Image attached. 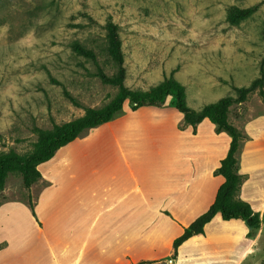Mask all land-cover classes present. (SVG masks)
Wrapping results in <instances>:
<instances>
[{
	"label": "rangeland",
	"instance_id": "1",
	"mask_svg": "<svg viewBox=\"0 0 264 264\" xmlns=\"http://www.w3.org/2000/svg\"><path fill=\"white\" fill-rule=\"evenodd\" d=\"M253 6L257 9L249 18L228 23L230 8ZM109 17L119 29L125 85L131 89L147 90L173 73L185 88L188 106L199 111L223 97L235 98L233 86L246 87L260 77L264 0H0V153H28L36 140L34 127L50 129L114 97L116 89L94 75L96 65L72 50L74 42L81 44L94 52L106 74L115 73L105 54ZM228 121L249 135L260 134L264 103L258 90L230 106ZM194 133L196 141L214 144L216 152L228 149L226 133L217 132L206 119L195 128L185 124L172 98L163 108L134 112L126 101L110 122L83 131L53 160L39 165L48 184L35 187L32 197L18 175H8L0 202L14 200L0 208V264H148L152 253L145 243L162 224L149 226L143 215L135 219L139 228L134 234H114L110 228L116 212L103 210L119 198L114 211L133 206L142 215L150 196L152 205H160L168 194L181 195V174L197 165L180 158L185 164L181 169L178 150L193 141ZM104 161L111 171L106 176L96 172ZM113 176L126 182H107L110 189L104 192L98 182L112 181ZM81 182L85 187L73 188ZM136 185L140 191L133 190ZM79 196L90 199L87 210L77 205ZM206 198H200L203 212ZM216 218V227L232 231L235 264L246 225ZM71 222L80 224L73 234ZM210 244L219 245L220 240L214 236ZM238 264H264V233Z\"/></svg>",
	"mask_w": 264,
	"mask_h": 264
},
{
	"label": "trees",
	"instance_id": "2",
	"mask_svg": "<svg viewBox=\"0 0 264 264\" xmlns=\"http://www.w3.org/2000/svg\"><path fill=\"white\" fill-rule=\"evenodd\" d=\"M256 9L257 6L232 7L227 11L226 19L232 25L239 24L249 18ZM104 29L105 54L116 69L112 75L106 74L96 63V56L92 50L77 42L72 44V50L76 54L90 59L96 65L94 75L102 84L116 89L114 97L102 107L84 108V113L80 117L62 124H53L50 129L34 127L32 131L36 135V140L28 153L18 154L12 150L1 152L0 192L4 190L6 179L10 174L18 175L22 187L29 190L40 179L38 170L40 164L49 161L56 151L73 142L83 131L110 122L122 109L124 102L128 101L130 110L134 112L141 107L163 108L168 99L172 98L174 108L182 115L185 124L195 128L197 124L206 119L215 126L217 132H224L230 138L226 155L214 171V175L222 177L223 182L218 187L214 200L207 210L184 228L182 234L173 241L172 259L175 258L177 248L192 236L203 234L204 226L216 215H219L224 221H244L251 231L258 229L260 222L264 221V212L261 215L254 212L247 202L237 198L244 176L238 174L235 155L243 136L239 129L229 123L228 111L232 104L245 102L248 95L255 90H258V96L264 103V58L260 77L254 79L246 87H232L236 94L235 98L226 96L215 103L202 106L199 111H194L187 104L185 88L174 79L173 73L165 76L161 82L147 90H134L127 87L125 85L124 53L118 26L109 17L105 21ZM262 37L264 39V27ZM63 95L72 104L79 107V104L67 91H63Z\"/></svg>",
	"mask_w": 264,
	"mask_h": 264
},
{
	"label": "crops",
	"instance_id": "3",
	"mask_svg": "<svg viewBox=\"0 0 264 264\" xmlns=\"http://www.w3.org/2000/svg\"><path fill=\"white\" fill-rule=\"evenodd\" d=\"M243 139L240 141L238 151L236 152L237 160V171L238 174L244 176L240 189L237 193V198L247 202L251 209L259 213L260 215L264 212V146L259 147L261 144L264 145V129L260 134L252 136L244 131H241ZM195 133L192 136V142H188L187 145L183 144L178 150L179 159L185 160V158H191L193 163L197 165V168L192 167L191 171L187 175L181 174L179 182H185L182 194L174 197L175 194H168L163 197L162 204L152 205L154 197L150 196L149 203L146 204V212L137 215V210L132 206H127L122 210L114 211V207L120 201V199L113 200V205L104 208L103 211H113V224L110 228L114 234L131 235L138 230L139 227L135 224V219L140 216H148L149 219L147 224L154 226L156 223H161L163 227H155L150 232L149 239L145 243L149 252L152 256L148 257L146 261L148 264H203V263H214L216 259L217 264H232L233 258V245H232V231L226 228L216 227L219 224L216 221V216L204 226L203 234L195 235L184 241L176 251L175 258L172 259L173 254V241L179 237L184 228H186L191 222H193L203 212L200 206V198L202 194L206 195V205L203 210L212 204L218 187L222 184V177L218 179V175H214V171L219 165V162L225 157L227 150L220 149L216 152L211 144H202L200 141H196ZM257 144L256 147L254 145ZM60 150V149H59ZM58 151H56L57 153ZM54 156L50 159L53 160ZM63 157H60L62 160ZM178 163L181 169L184 170L185 164ZM47 161L48 162H50ZM104 161L96 172H103L105 176L110 171V166L105 164ZM202 165H201V163ZM46 163V162H45ZM43 164V163H42ZM39 167V166H38ZM95 172V170H92ZM110 171V172H109ZM109 172V173H108ZM40 173V172H39ZM220 177V176H219ZM112 181L98 182L103 188V191L110 189L107 186V182H126L117 181L112 177ZM167 182V179L165 180ZM48 184L47 177L40 173V179L33 184L26 192L29 197H32V193L35 187L44 188ZM53 184V182H52ZM69 184L66 185V187ZM82 182L78 186L73 185L74 189L83 188ZM133 190L140 191L139 186L133 187ZM5 193V189L1 191ZM177 191L176 194H178ZM92 195L93 192H92ZM125 196V195H124ZM77 205L81 207V210H87V205H91L90 199L85 196H79ZM114 199V197H109ZM89 199V201H88ZM14 199H6L0 202V208L13 202ZM133 208V210H132ZM75 211V209H74ZM204 211V212H205ZM203 212V213H204ZM117 219V221H115ZM120 219H124V223L121 224ZM128 221V222H125ZM224 221V220H223ZM229 221H240V225H246L242 229V238L245 240L242 244V252L235 264H238L244 256H248L254 250L256 243L262 239L264 233V221L260 222L258 229L251 231L247 224L241 220H229ZM237 223V222H236ZM224 226V225H221ZM80 227L79 222H71L70 233H75ZM251 235H248L250 234ZM138 234V233H137ZM216 236L220 240V244H210V239ZM206 243V244H203ZM146 247V246H145ZM213 252L214 255L211 256ZM220 252L218 254V252ZM210 252V253H209ZM215 254H218L216 256ZM65 264H78L77 261L71 262L66 261ZM92 264V261L86 263Z\"/></svg>",
	"mask_w": 264,
	"mask_h": 264
}]
</instances>
